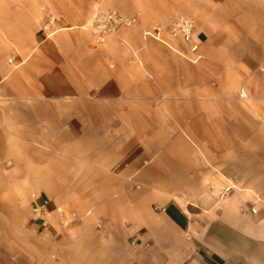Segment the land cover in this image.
I'll use <instances>...</instances> for the list:
<instances>
[{"label":"crops","instance_id":"1","mask_svg":"<svg viewBox=\"0 0 264 264\" xmlns=\"http://www.w3.org/2000/svg\"><path fill=\"white\" fill-rule=\"evenodd\" d=\"M0 264H264V0H0Z\"/></svg>","mask_w":264,"mask_h":264},{"label":"built area","instance_id":"2","mask_svg":"<svg viewBox=\"0 0 264 264\" xmlns=\"http://www.w3.org/2000/svg\"><path fill=\"white\" fill-rule=\"evenodd\" d=\"M52 22V18L49 19L48 24ZM137 23L136 16H123L116 11L103 10L96 14L94 21L92 23L90 32L94 38L97 45L103 46L109 35L113 32L115 28H131ZM164 28L161 25H155L150 29L143 30L141 32V37L143 40H154L157 42H162V34ZM194 32L193 22L185 17L179 16L174 21L171 22L168 27V33L172 38H179L186 44L192 43ZM197 50L196 45L191 46V51L195 52ZM244 94L241 93L240 97ZM31 223L37 225L41 230H47L50 226L48 220V210L47 203L43 202L41 204L33 203L31 209ZM139 238L136 235L134 241Z\"/></svg>","mask_w":264,"mask_h":264},{"label":"rangeland","instance_id":"3","mask_svg":"<svg viewBox=\"0 0 264 264\" xmlns=\"http://www.w3.org/2000/svg\"><path fill=\"white\" fill-rule=\"evenodd\" d=\"M30 218H31V216H30ZM29 223H31V220L29 219ZM31 224H33V223H31ZM42 231H44V230H42ZM134 242V239L132 240V243ZM131 245H134V244H131Z\"/></svg>","mask_w":264,"mask_h":264}]
</instances>
